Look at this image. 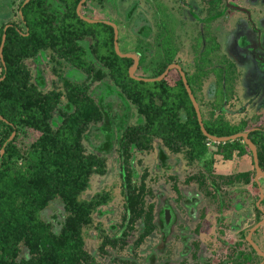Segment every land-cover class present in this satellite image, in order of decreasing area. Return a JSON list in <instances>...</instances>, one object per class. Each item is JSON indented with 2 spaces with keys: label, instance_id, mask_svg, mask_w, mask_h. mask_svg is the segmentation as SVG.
<instances>
[{
  "label": "trees",
  "instance_id": "trees-1",
  "mask_svg": "<svg viewBox=\"0 0 264 264\" xmlns=\"http://www.w3.org/2000/svg\"><path fill=\"white\" fill-rule=\"evenodd\" d=\"M50 1L31 0L26 4L27 7L44 6V9H20L26 27L23 31L0 28V264H102L86 249L83 230L95 223L93 214L109 195L104 192L90 200L81 198L91 176L104 168L103 159L86 152L83 143L88 124L100 119L101 110L84 96L80 85L68 84L64 93L41 90L31 81L22 60L51 46L59 49L77 68L107 70L140 116L137 126L126 127L124 131L126 161L132 144L133 148L144 151L156 147L158 159L163 162L167 152H181L191 163L205 156L207 142L213 141L202 133L180 79L177 88L172 90L167 77L151 82L131 78L128 67L132 59L115 53L110 26L90 24L79 18L72 9V0H60V5L69 9H47L52 5ZM78 1L75 0V6ZM215 1L209 0L210 20L217 15L212 7L216 6ZM161 26L156 45L162 58L155 74L162 72L177 52L168 29ZM149 33V28L137 31L138 35ZM86 36L93 41L88 49L80 42L86 41ZM207 37L209 45L204 52V63L210 66L213 62L209 53L215 44L211 36ZM140 45L142 55L152 51L148 41ZM220 62L218 68L212 64L205 70L215 75V83L208 92L213 98V109L205 116L200 107V113L210 136L226 137L245 130L246 123L232 124L223 117L224 106L233 95L236 69L225 58ZM144 63L142 60L141 64ZM192 92L196 97L195 91ZM63 96L65 102L61 104ZM26 130L36 135L23 145L20 133L24 135ZM249 136L263 167L264 131L254 129ZM217 147L226 159L232 158L236 151L240 155L247 149L239 139L218 143ZM146 176L142 172L136 178L137 174L126 170L122 177L123 214L115 226L117 236L113 238L120 241V247L126 245L123 242L137 220L140 234L136 244L142 243L158 225L153 206L146 203L145 196L150 192ZM244 180H249L247 174ZM53 201H59L63 208L62 219L56 227L41 217V211ZM102 243L105 244V239Z\"/></svg>",
  "mask_w": 264,
  "mask_h": 264
},
{
  "label": "flooded vegetation",
  "instance_id": "flooded-vegetation-1",
  "mask_svg": "<svg viewBox=\"0 0 264 264\" xmlns=\"http://www.w3.org/2000/svg\"><path fill=\"white\" fill-rule=\"evenodd\" d=\"M30 1L31 0H0V18L7 17V15H9V9H17L16 13L18 18L17 20L9 18L5 22L0 23V28L3 27V31H5L7 27H11L12 29L18 30L20 32L26 29L20 9H44V6L32 5L27 7L26 4ZM87 1L88 0H85L84 3ZM206 1L208 2V6L205 17L199 20L198 16L195 13H192V16H194L195 19H197V21L201 24L202 29L197 34V36L193 37L195 40L193 45L194 59L191 61V69L186 68L185 65L177 58V46V52L174 54L171 61L165 65L162 72L155 74L156 69L160 65L159 61L162 58L161 54L157 53L158 47L156 45V35L157 32L162 28L161 25L168 29L169 33H167L171 38V42L174 43L171 22L165 15V18L163 19L164 21H161L162 17L159 16L160 19L157 21L158 30L153 34L152 40L148 41L150 49L153 52L151 51L152 53L150 52L149 54L145 55H142L141 52H139V55L135 54L138 58V64L135 71L133 72V74L139 78H156L163 73L168 65H178L184 73L186 82L191 92L194 90L196 93V97L194 98L199 110L201 107V98H203L202 94L204 91L205 76L211 73L215 79L213 72L205 73L206 67L209 66H205L204 63V52L209 45V39L207 35L213 38V44H215V47L209 53V57L212 58L213 65L218 68L221 64L220 61L224 58H215L214 53L218 49L219 45L217 39L214 37L211 31V23L224 15V7L226 6L219 8L221 0H216V6L212 7L216 9L217 15L210 20L208 19L210 3L209 0ZM74 3L75 0H72V9H75L76 12L77 5L75 6ZM95 3L97 5H102L104 8H108L110 11L115 13H121L124 18L131 16L132 13L135 12L136 5L138 4L135 1V3L130 6V9H127V11L124 13L125 9H120L124 3V0H96ZM50 4L52 5L47 9H69L65 6H61L60 0H52L50 1ZM82 6L80 8V13L87 18L96 20L90 24L103 23L110 26L112 28L113 37V27L106 22H112L115 24L117 29V43L119 51L121 53H126L122 52L120 49L118 41V24L113 18V16L116 15H112L111 18H108L107 16L104 18H95L93 16L88 17L83 14ZM113 7H116L117 9H111ZM252 7L254 6L244 7L241 5H235L234 10L244 12L246 16L249 17L248 23L252 26V28H255L256 31L260 30L261 28L264 29V22H262L261 28H256L255 25L258 18H254L252 15ZM261 9H264V5L261 6ZM159 10L161 11V9H154L156 13L160 14ZM164 11L167 13L168 9H164ZM140 12H142V10L138 11L139 16ZM127 14L130 15L127 16ZM140 28H149L150 33H152V27L148 23H143L139 29ZM145 32L146 31L143 33ZM85 39L86 41L80 42L85 49H88V46L93 44V41L90 36H86ZM253 40L254 39L252 37L248 38L247 35L243 33L242 35H237L234 37L232 41L233 43L231 45L233 46L234 43L237 42V46L240 48L239 51L236 52L235 56H239L240 58L244 56V51L250 52L252 54L254 68L259 71L256 73L260 74V72H262L264 74V38L259 44L257 41ZM140 49H142V45H140ZM148 58L150 59L148 60ZM142 60L143 62H152L150 63L151 69L149 74H136V70L142 65ZM226 60L232 62L234 68L236 69L234 61L229 59ZM22 61L31 74V81L35 82L41 90L48 91L44 90L46 82L43 76V73L45 72L44 70L47 68L46 70H49L57 78H60V81L58 82V84L60 83V86H53L49 90L54 89L55 91L64 93L66 85H80L83 92L85 93L84 96L89 98L91 102L94 103L95 106L97 105L101 110L100 119L91 120L88 124L84 140H86V143H88L91 148V151L89 152L99 156L103 159L104 164H107V166L104 165L103 171L101 173H95L96 175H101V177H98L99 183H102L105 178L109 177L110 175L116 176L117 182L119 181L118 186L121 190L123 203L121 207L117 206L116 208L114 205H111L107 202L109 199L108 197L105 199V201L98 205L93 216L97 215L98 217H101L104 214H114V212L116 213L118 210L122 216L124 205L122 177L126 170L132 171V173L135 175L137 174L136 178H138V175H141L142 172H146L147 176L145 178V182L149 173L152 177L156 176V174L160 172L166 174L167 179H165L164 188L160 187V190L154 191L157 189V185L153 186V188L147 185L150 192H148L145 198L147 199L150 197L152 198V201H146V203L147 205L153 206L155 217L154 220L159 221L158 225H156L152 233L149 235V237H152V241L147 248L148 255L146 254L147 256L145 255V257L142 259L143 262L139 258L142 262L141 264H264V166L261 167L258 160L260 173H257L253 162L252 152L241 137L237 139L240 140L241 144L244 143L247 149L243 154L240 155L237 154V151L234 152L232 158L230 159L224 158L223 155L218 152L217 144L224 143L225 141H215L216 144H213V140L211 143L207 142L209 143L207 144L208 147L212 145L216 147L215 153L218 156L217 161L216 159L208 160L210 163V171L204 170L205 156L203 155L200 158L193 160L191 163H188L181 152H167V159L165 162H163L158 159L159 155L157 153L156 147L144 151L133 148L132 144L129 148L131 155L126 161L123 151L124 141L126 139L124 131L126 130V127L137 126V124L140 123V116L137 114L130 102H127L125 99L122 88L118 86V84H115L114 80L109 77L110 75L107 70L97 71L94 69H88L86 71L82 68H77L72 62H70V59H66L63 55H61L59 49H55L51 46L38 51L34 55L25 57ZM132 64L133 59L131 65ZM207 69H209V67ZM97 75H100L99 78H96ZM165 77H167V83L172 90L177 88L176 86H178L179 83L178 79L182 81L180 71L176 67L169 69L163 78ZM189 78L191 79L190 82H188ZM214 83L208 86L207 92H209L210 87L213 86ZM54 84L57 85L56 82H54ZM63 99L65 102L64 96L61 98V104ZM107 100L110 101L108 102ZM115 105L117 106L119 112L117 109H115ZM112 110L114 111L112 112ZM125 111L127 112L125 113ZM122 112L125 114L121 115L120 113ZM116 115H118V119L114 118ZM131 115H133V118ZM120 116H123V119H120ZM254 121L255 122L249 129H246L245 127V130L241 131L247 132L248 138L251 141L252 139L249 136L250 131H253L254 129H262L264 131V112L259 114ZM244 122L246 123V121ZM154 140L155 139H153V141ZM150 150H152L154 153L152 155L154 159L151 168L152 173H148L145 166L141 164L142 161H140V159L137 157L139 154H146L147 151ZM256 153L258 159L257 148ZM243 156L249 157L250 167H246L245 165L242 166V163L236 164L237 166H234V168L231 166L226 167L228 163L235 161L237 162L241 160ZM222 165H224L223 168H221ZM228 167H230L232 170L234 169L233 172L228 171ZM245 174H247L249 177L248 181L244 180ZM209 175L210 180L207 178ZM207 180L209 186H207ZM205 187L212 191L206 190ZM253 189H255V198L250 196L253 194ZM104 192L108 191H103L101 189L100 191H93L89 194L86 193L84 198L90 200L99 194H103ZM206 201L212 203L211 206L214 210L212 217H210L208 214ZM164 209L166 210V221L163 218ZM121 216L118 219H115L114 222H111L110 225L108 224L106 227L107 229H104L105 233L103 232L104 234H101V243L96 249L86 248L99 263H102L101 259L105 260V264L116 263L115 258L118 256L115 254L117 253V250L120 252L119 250L121 244L120 241L113 240V238L117 236V230L115 229V226L117 227L120 223ZM96 221H94L95 223L93 226H99ZM130 233H135L136 238L133 240V243H126V241H128L127 237ZM129 234L123 242L126 244L123 247H125L129 252H132V250H134L133 248L135 247L137 253L140 252L141 242H138L137 244L135 242L138 235L140 234L139 220L134 223V228L129 232ZM207 234L209 236H205ZM104 239L105 244L102 243ZM108 253L110 254L109 259H107L105 256ZM129 260L131 263L140 264L138 259Z\"/></svg>",
  "mask_w": 264,
  "mask_h": 264
},
{
  "label": "rangeland",
  "instance_id": "rangeland-1",
  "mask_svg": "<svg viewBox=\"0 0 264 264\" xmlns=\"http://www.w3.org/2000/svg\"><path fill=\"white\" fill-rule=\"evenodd\" d=\"M95 1L96 0H88L82 6L83 14L88 17L93 16L95 18H104L105 16L111 18L112 15H116L117 17L113 16V18L118 24V41L120 49L122 52L126 53H134L139 55L140 43L142 41L152 40L153 34L158 30L157 21L160 19L159 16L162 17L161 21H164L163 19L166 15L171 22L174 43H176L178 46L177 58L185 65L186 68L191 69V61L194 59L193 45L195 40L193 37L197 36V34L202 29L201 24L197 21V19H195L194 16H192V13H195L199 20L205 17L208 6V2L206 0H124V3L120 7V9H125L124 13L127 11V9H130V6L135 3V1L138 3L136 5L135 12H133L131 16L125 18L121 13H115L110 11L108 8H104L102 5H97ZM235 5H241L244 7L254 6L251 9L253 11L252 15L254 18H258L255 26L256 28H261V24L264 22V9H261V6L264 5V0H221L219 8L226 6L224 7V15L211 23V31L214 37L217 39L219 45L218 49L214 53L215 58L224 57L234 61L236 65V74L233 81V95L229 102L224 106L225 112H223V117L232 124H238L241 121H246V129H249L255 122L254 120L256 117L264 112V74L262 72H260V74L256 73L259 71L254 68L252 54L250 52L244 51V56L241 58L239 56H235L240 47L237 46V42H235L233 46L231 44L233 43L232 41L234 37L237 35H242L243 33H245L248 38L252 37L259 44L261 41H263L264 29L261 28L260 30H257V32L255 28H252V26L248 23L249 17L246 16V14L242 11L234 10ZM111 9L117 8L113 7ZM154 9H161V11L159 10L160 14L156 13ZM164 9H168L167 13H165ZM139 10H142V12H140V16L138 14ZM16 11L17 9H9V15H7V17L0 18V23L5 22L9 18L17 20L18 18ZM143 23H148L152 27V33L147 36L144 34H137L139 27L142 26ZM149 59L150 58H148V60ZM150 63L152 62L146 61L144 64H142L136 70V74H149L151 69ZM46 69L43 73L46 82L44 90H49L53 86L59 87L60 83L58 84V82L60 81V78H57ZM214 80V76L211 73L205 76L204 91L202 94L203 98H201V103L199 101L201 110L205 116H207L208 112L213 109V98L208 95L207 88L209 85L214 83ZM54 82H56L57 85H55ZM110 100L107 101L109 102ZM63 102L64 99L62 100V103ZM115 109L118 110L116 105ZM113 111L114 110H112V112ZM126 112L127 111H125V113ZM125 113L122 112L120 114L123 115ZM214 113L215 115L219 114L217 109L214 111ZM131 117L133 118V115H131ZM114 118L118 119V115L114 116ZM120 119H123V116H120ZM20 134L21 143L23 145L28 144L36 135V133L32 130H26L24 135L22 133ZM83 143L85 146V151H91V148L88 143H86V140H84ZM215 151L216 147L213 145L208 147V152L205 154L204 158L205 171H210V163L208 160H218V156L216 155ZM153 154L154 153L152 150H150L147 151L146 154H139L137 156L138 159L142 161L141 164L145 166L148 173H152L151 168L154 161L152 157ZM240 163H242V166L245 165L246 167H250L249 157L243 156L241 160L232 163L230 162L226 165V167L231 166L234 168V166H237L236 164ZM104 165L107 166V164ZM223 167L224 165L221 166V168ZM227 170L233 172L234 169L232 170L230 167H228ZM98 177H101V175H96L94 173L91 176L89 187L82 193L81 198L85 197L86 193L89 194L93 191H100L102 189L103 191L109 192V199L107 201L109 204L114 205L116 208L117 206L121 207L123 198L121 197V190L118 186L119 181L117 182L116 176L110 175L109 177L105 178L102 183H99ZM207 178L210 180V175ZM165 179H167L165 173L160 172L153 177L149 173L146 182L147 185L149 187L151 186L152 188L153 186L157 185V189L154 190L157 191L160 190V187H165ZM208 180L207 186H209ZM205 189L212 191L207 189V187H205ZM250 196L252 198L256 197L255 189H253V194ZM146 201L150 202L152 201V198L149 197L146 199ZM211 204L212 203L209 201H206V206L208 207L207 211L210 217H212L214 212ZM62 214L63 208L59 201L51 202L43 211H41L42 219L49 221L53 227L59 225V221L62 219ZM119 215L121 216V213L118 210V212H114V214H104L101 217H98L97 215L93 216L94 221L97 219L96 223H98L99 226L90 225L84 227L83 237L87 249H96L98 245H100L101 234L105 233L104 229H107L106 227L108 224L110 225L111 222H114L115 219H118L120 217ZM135 236V233H130L127 237L128 241H126V243H133V240L136 238ZM205 236L209 235L207 234ZM151 241L152 237H146L141 243V249L138 253L135 247L133 248L134 250H132V252L127 251L125 247H120V252L117 250V253L115 254L118 256L115 258V264H134L131 263L129 259H138L139 261L141 259L142 261V259L148 253L147 248L151 244ZM105 256L107 259L110 258L109 253ZM101 261L102 264H105V260L101 259ZM141 261L140 264L143 262Z\"/></svg>",
  "mask_w": 264,
  "mask_h": 264
},
{
  "label": "water",
  "instance_id": "water-1",
  "mask_svg": "<svg viewBox=\"0 0 264 264\" xmlns=\"http://www.w3.org/2000/svg\"><path fill=\"white\" fill-rule=\"evenodd\" d=\"M85 0H79L78 4H77V9H76V13L78 14V16L83 19L84 21L86 22H89V23H92V22H95L96 20H93V19H90V18H87L85 16H83L81 13H80V8L82 6V4L84 3ZM107 24L111 25L113 27V30H114V50L116 52L117 55H119L120 57H128V58H132L133 59V64L129 67L128 69V74L130 77L134 78V79H137V80H143V81H154V80H161L165 75L166 73L168 72L169 69L173 68V67H176L179 71H180V75L182 77V82L184 83V86H185V89L187 91V94L189 96V99L193 105V108L195 110V113H196V117H197V120H198V123H199V126H200V129L202 131V133L208 137L209 139L213 140V141H227V140H233V139H237V138H242L244 143L248 146V148L251 150L252 152V155H253V162H254V165H255V169L257 171V173H260V168H259V165H258V159H257V153H256V148H255V145L252 143V141L248 138V133L247 132H239V133H236V134H233V135H230V136H226V137H215V136H210L208 134V132L206 131L204 125H203V122H202V118H201V113H200V110L198 108V105L195 101V98L186 82V78L184 76V73L182 72V70L180 69V67L176 64H170L166 67V69L163 71L162 74H160L158 77L156 78H139L137 76H135L133 74V72L135 71L136 69V66L138 64V58L135 54H131V53H121L119 51V48H118V43H117V29H116V26L114 23L112 22H106ZM14 133H12L13 135ZM264 175V174H263ZM163 218L164 220L166 221L167 220V217H166V210L164 209L163 211Z\"/></svg>",
  "mask_w": 264,
  "mask_h": 264
},
{
  "label": "built area",
  "instance_id": "built-area-1",
  "mask_svg": "<svg viewBox=\"0 0 264 264\" xmlns=\"http://www.w3.org/2000/svg\"><path fill=\"white\" fill-rule=\"evenodd\" d=\"M211 143V142H210ZM207 144H209V143H207Z\"/></svg>",
  "mask_w": 264,
  "mask_h": 264
}]
</instances>
